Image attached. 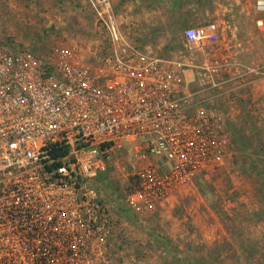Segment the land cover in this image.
I'll list each match as a JSON object with an SVG mask.
<instances>
[{
    "label": "built area",
    "instance_id": "2783aa9c",
    "mask_svg": "<svg viewBox=\"0 0 264 264\" xmlns=\"http://www.w3.org/2000/svg\"><path fill=\"white\" fill-rule=\"evenodd\" d=\"M108 50L97 66L46 63L0 45V264H89L112 229L96 178L116 153L136 162L132 208L151 207L227 153L224 119L195 99L183 64L130 43L110 0H87ZM256 28L264 32V0ZM189 47L214 45L213 24L187 27ZM201 66L208 87L227 66ZM231 79L264 74L234 62Z\"/></svg>",
    "mask_w": 264,
    "mask_h": 264
},
{
    "label": "rangeland",
    "instance_id": "374dc122",
    "mask_svg": "<svg viewBox=\"0 0 264 264\" xmlns=\"http://www.w3.org/2000/svg\"><path fill=\"white\" fill-rule=\"evenodd\" d=\"M257 1L110 0L130 43L183 64L186 88L221 113L228 146L221 162L144 209L127 203L136 162L127 152L110 157L96 186L112 229L89 264H264V95L259 82L230 78L234 62H264ZM208 22L223 30L217 43L189 47L184 29ZM0 45L49 64L65 52L86 66L109 46L87 0H0ZM219 59L228 62L212 72L221 85L209 88L201 66Z\"/></svg>",
    "mask_w": 264,
    "mask_h": 264
},
{
    "label": "crops",
    "instance_id": "0c3cea01",
    "mask_svg": "<svg viewBox=\"0 0 264 264\" xmlns=\"http://www.w3.org/2000/svg\"><path fill=\"white\" fill-rule=\"evenodd\" d=\"M205 24H213L214 26H215V29H216V32L218 33V34H221V35H223V30L221 29V28H219V24L218 23H216V22H208V23H204V24H202V25H205ZM220 44H222V43H220ZM226 46V45H225ZM246 49H248L249 51L251 50V49H249V46L247 45V47H246ZM251 52V51H250ZM243 64V63H242ZM258 64H260V67H264V62H261V63H255V62H250L249 63V65H258ZM261 70H263L264 71V68L263 69H261ZM254 76V79L253 80H249L248 79V77L249 78H251V77H253ZM245 78H244V80H246L247 79V81L249 82V81H251V82H253V83H260V95L261 96H263L264 95V74L263 73H261V74H251V75H246V76H244ZM255 81V82H254ZM197 177L199 176V174H197L196 175ZM195 176V177H196ZM195 177H193V179L195 178Z\"/></svg>",
    "mask_w": 264,
    "mask_h": 264
}]
</instances>
